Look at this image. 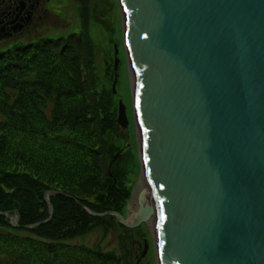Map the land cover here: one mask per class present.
Here are the masks:
<instances>
[{
	"label": "water",
	"instance_id": "water-1",
	"mask_svg": "<svg viewBox=\"0 0 264 264\" xmlns=\"http://www.w3.org/2000/svg\"><path fill=\"white\" fill-rule=\"evenodd\" d=\"M117 2L146 191L132 218L85 211L153 222L159 264H264V0Z\"/></svg>",
	"mask_w": 264,
	"mask_h": 264
},
{
	"label": "trees",
	"instance_id": "trees-1",
	"mask_svg": "<svg viewBox=\"0 0 264 264\" xmlns=\"http://www.w3.org/2000/svg\"><path fill=\"white\" fill-rule=\"evenodd\" d=\"M112 53L84 19L80 33L0 54V264H124L73 244L131 232L115 217L89 215L124 217L131 199L130 152L109 172L127 139L116 126Z\"/></svg>",
	"mask_w": 264,
	"mask_h": 264
},
{
	"label": "rangeland",
	"instance_id": "rangeland-1",
	"mask_svg": "<svg viewBox=\"0 0 264 264\" xmlns=\"http://www.w3.org/2000/svg\"><path fill=\"white\" fill-rule=\"evenodd\" d=\"M108 6L113 5L111 17L109 22L112 23L113 29L108 32L101 28V25L94 26V24H89V33L92 39L96 42L98 46L104 49V51H114V47L117 46L118 55L117 59L118 69H117V79H116V103H117V115L118 118V103L122 104L126 108V115L128 120V130H127V139L125 146H129L128 152L130 160V186L131 190V199L137 195L141 189V184H143V177L141 176L140 161H139V146L137 145V139L139 138L138 132L135 129L133 110H132V91H133V77L131 75V69L128 65L126 55L123 48V37H122V22L120 17V11L117 0H107ZM53 8L57 12V16L62 19L63 28L60 30H48L45 38L57 39L60 37H66L72 33L81 32V24L78 18H73L69 13V7L71 6V0H53ZM57 24V23H56ZM53 26L54 28H57ZM61 26H59L60 28ZM101 29H100V28ZM112 46V47H111ZM111 47V48H110ZM14 47L2 48L0 49V54L7 51L13 50ZM111 55V53H110ZM103 56L104 54L99 51L96 57L98 71L103 70ZM109 56V55H108ZM113 56V53H112ZM115 56V54H114ZM110 57V56H109ZM115 60V57H114ZM114 60L112 61L114 65ZM112 87H110L111 89ZM137 137V139H136ZM123 145V146H124ZM127 152V153H128ZM126 153V154H127ZM145 185V184H144ZM146 186V185H145ZM146 188V187H145ZM138 191V192H137ZM145 199V198H144ZM128 216L125 213L124 218ZM15 219H11V223L14 225ZM133 224V221L130 222ZM154 230V223L150 222L147 226H141L135 231L126 233L123 231H117L116 235L114 233H109L106 236H103L101 232H96L91 235L85 236L79 240L74 241L75 245H82L87 248L99 247L105 252L114 253L119 259L124 260V264H136L137 260L140 259L141 255L137 254V243H140L142 251L144 249V243H146L148 249L145 257L141 260L140 264H159L157 256L155 254L152 242V233ZM136 245V247L133 246Z\"/></svg>",
	"mask_w": 264,
	"mask_h": 264
},
{
	"label": "flooded vegetation",
	"instance_id": "flooded-vegetation-1",
	"mask_svg": "<svg viewBox=\"0 0 264 264\" xmlns=\"http://www.w3.org/2000/svg\"><path fill=\"white\" fill-rule=\"evenodd\" d=\"M52 2L53 0H0V49L13 46V50H20L34 46L40 41L49 40V38H45L48 30L62 29L64 22L57 16ZM107 4V0H92L89 9L87 5H82V0H71L69 13L73 18H78L81 31L84 19H86L87 28L89 24L93 23L98 27V23H101L113 29L112 23L108 21L113 5L109 7ZM55 24L56 27L58 25L57 28L53 27ZM103 25L101 28L106 30ZM59 26L61 27L59 28ZM114 54L115 50L113 51V60ZM133 246L136 247L135 244ZM141 251L142 247L140 243H137V254Z\"/></svg>",
	"mask_w": 264,
	"mask_h": 264
},
{
	"label": "bare ground",
	"instance_id": "bare-ground-1",
	"mask_svg": "<svg viewBox=\"0 0 264 264\" xmlns=\"http://www.w3.org/2000/svg\"><path fill=\"white\" fill-rule=\"evenodd\" d=\"M112 68V67H111ZM131 75H132V73H131ZM133 79V78H132ZM134 82V81H133ZM133 84V83H132ZM136 129V128H135ZM136 131H137V129H136ZM136 139H137V137H136ZM137 145L139 146V147H141V141H140V137L137 139ZM124 148H125V146H124ZM123 148V149H124ZM122 149V148H121ZM129 150V149H128ZM128 152V151H127ZM142 177H143V174H142ZM144 178V177H143ZM145 179V178H144ZM143 179V184H141V189H140V192H139V195H140V193L141 192H143V191H146V188H145V185H146V183H145V180ZM145 184V185H144ZM138 192V191H137ZM148 194H149V192H148ZM146 196V195H145ZM145 201V200H144ZM146 203H147V201H146ZM139 209H140V203H139V199H138V197H137V195H135V197H133V201H132V204H131V207H130V213L128 214V216H131V217H133L138 211H139Z\"/></svg>",
	"mask_w": 264,
	"mask_h": 264
}]
</instances>
